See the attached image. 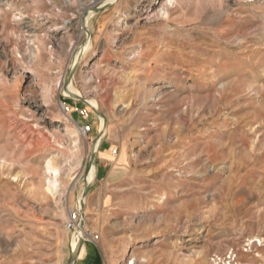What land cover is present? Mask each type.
<instances>
[{"label":"rangeland","instance_id":"rangeland-1","mask_svg":"<svg viewBox=\"0 0 264 264\" xmlns=\"http://www.w3.org/2000/svg\"><path fill=\"white\" fill-rule=\"evenodd\" d=\"M107 1L0 0V264H264V0Z\"/></svg>","mask_w":264,"mask_h":264},{"label":"bare ground","instance_id":"bare-ground-1","mask_svg":"<svg viewBox=\"0 0 264 264\" xmlns=\"http://www.w3.org/2000/svg\"><path fill=\"white\" fill-rule=\"evenodd\" d=\"M119 0H109L107 1V3H116L118 2ZM170 2H173V0H170ZM68 96H82L81 94H79L78 92H76V90H74L72 87H68L67 90H66ZM64 107V104H62V108ZM95 110H97V107H93ZM105 126V119L104 117L102 116V125H101V135H103L104 131L106 128H104ZM23 133V131H22ZM30 135V134H29ZM27 133L24 135V138H29V136ZM100 137L98 138V141H99ZM98 141H97V145H98ZM55 160V159H54ZM53 159H49L48 160V163H47V172L49 173V179H48V191L49 192H52V193H57V192H61L62 189H63V184L59 183L58 181V175H59V169L57 167V164H56V161H54ZM91 165V164H90ZM95 167H94V164L92 165V171L90 173V178L91 180L93 179V177L95 176ZM91 180L89 179V182H91ZM80 224H83V230H84V222H83V215H82V218L80 219ZM80 226V225H79ZM76 247L78 248V245H76Z\"/></svg>","mask_w":264,"mask_h":264},{"label":"crops","instance_id":"crops-1","mask_svg":"<svg viewBox=\"0 0 264 264\" xmlns=\"http://www.w3.org/2000/svg\"><path fill=\"white\" fill-rule=\"evenodd\" d=\"M94 166L96 171V165L94 164ZM78 254L77 258L72 259L73 252L71 251L66 264H103L96 247L91 244L84 243Z\"/></svg>","mask_w":264,"mask_h":264},{"label":"water","instance_id":"water-1","mask_svg":"<svg viewBox=\"0 0 264 264\" xmlns=\"http://www.w3.org/2000/svg\"><path fill=\"white\" fill-rule=\"evenodd\" d=\"M99 10V9H98ZM73 73H74V67L72 68V70L68 73V75H67V78H66V80H65V82H66V84H65V88L67 87V85L70 83V81H71V78H72V76H73ZM70 97H72V98H76V99H78V100H80V101H82L83 103H85V104H87L88 105V103H87V101L83 98V97H80V96H77V95H75V96H70ZM96 112H98L99 114H101V112H99V110L97 109V110H95ZM100 133H101V130H100ZM99 133V134H100ZM101 136V134L99 135V137ZM94 153H93V155H92V158H91V162H90V164L91 163H93L94 162ZM89 189H90V185H89V183L85 186V188H84V193H83V199H85V197L87 196V194L89 193ZM84 202L85 201H83L82 202V207L84 206ZM84 208V207H83ZM84 222V221H83ZM84 225H85V223H84ZM76 235H77V233H76ZM77 237V236H76ZM84 237L85 236H83V237H81V238H79L80 240H79V246H78V248L76 247V249H73L72 250V252H73V258L72 259H75V258H77V256L79 255L78 254V252L80 251V248L84 245V243H85V239H84ZM77 239V238H76ZM78 240V239H77Z\"/></svg>","mask_w":264,"mask_h":264},{"label":"built area","instance_id":"built-area-1","mask_svg":"<svg viewBox=\"0 0 264 264\" xmlns=\"http://www.w3.org/2000/svg\"><path fill=\"white\" fill-rule=\"evenodd\" d=\"M66 106L64 105V108H65ZM67 109H69V108H67ZM85 115L87 116V117H89V112H85ZM85 129V133H90L91 132V128H90V126H85L84 127ZM77 220V215H76V213H73V215H72V219L71 220H69V224H68V227H69V229H73V228H75V225H76V223H75V221Z\"/></svg>","mask_w":264,"mask_h":264}]
</instances>
